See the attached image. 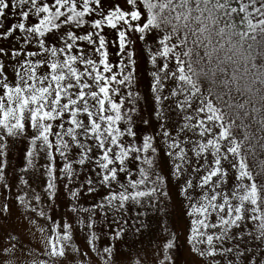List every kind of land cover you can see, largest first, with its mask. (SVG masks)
I'll use <instances>...</instances> for the list:
<instances>
[{"label": "snow or ice", "instance_id": "6c2138e0", "mask_svg": "<svg viewBox=\"0 0 264 264\" xmlns=\"http://www.w3.org/2000/svg\"><path fill=\"white\" fill-rule=\"evenodd\" d=\"M0 264H264V0H0Z\"/></svg>", "mask_w": 264, "mask_h": 264}, {"label": "rangeland", "instance_id": "374dc122", "mask_svg": "<svg viewBox=\"0 0 264 264\" xmlns=\"http://www.w3.org/2000/svg\"><path fill=\"white\" fill-rule=\"evenodd\" d=\"M40 239H42V238H41V237H37V238L35 239V242L38 244V242H39Z\"/></svg>", "mask_w": 264, "mask_h": 264}]
</instances>
